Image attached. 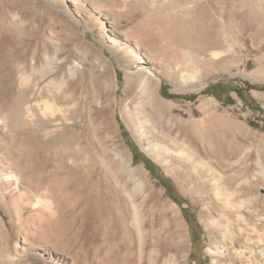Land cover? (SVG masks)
<instances>
[{
    "label": "rangeland",
    "instance_id": "1",
    "mask_svg": "<svg viewBox=\"0 0 264 264\" xmlns=\"http://www.w3.org/2000/svg\"><path fill=\"white\" fill-rule=\"evenodd\" d=\"M139 35L144 38H132ZM160 41L186 52L225 47L188 83L157 75V94L184 114L191 111L193 121L225 122L247 165L260 162L264 114L235 94L232 104L226 95L217 100L207 88L264 84V0H0V264H110L113 253L133 248L136 217L143 230L165 221L158 203L171 206L183 228L185 251L173 264H264V181L256 171L250 180L258 206H241L244 233L222 241L213 188L198 183L174 153L149 156L148 147H170L149 133V144L140 141L125 122L121 104L134 65L121 49L140 58L138 44ZM102 61L115 91L109 111L95 113L78 101L66 110L63 100L62 112L44 110L56 85L80 97L91 66L98 72ZM24 90L27 104L20 108ZM248 95L264 111V91ZM129 144L153 164L156 178L134 163Z\"/></svg>",
    "mask_w": 264,
    "mask_h": 264
},
{
    "label": "bare ground",
    "instance_id": "2",
    "mask_svg": "<svg viewBox=\"0 0 264 264\" xmlns=\"http://www.w3.org/2000/svg\"><path fill=\"white\" fill-rule=\"evenodd\" d=\"M132 38L141 40L144 36H132ZM158 44L151 42L149 45L141 43L135 46L136 51L140 52V58L133 57L130 52L121 49L120 56L124 61L128 65H134L133 72L127 74L125 99L121 104L125 122L140 141L147 140L146 134L149 133L156 139L167 143L171 148L165 149L158 145L148 147L146 152L149 156L159 158L160 155L166 157L174 153L178 156L179 163L196 174L198 183L203 181L213 188L216 194L215 205L218 210L219 207L222 210V214L218 216L220 226L216 234L222 241L236 242L244 233V227L239 228V226L246 224L245 220H240L241 206L245 205L254 211L258 206L257 200L252 196L254 183L250 180V172L254 169L256 175L258 174L264 181V156L260 162L256 160L248 166V156L243 152V145L234 146L229 141L230 133L225 122L215 125L210 121L211 119L193 121L191 111L184 114L183 111H179L180 109L177 110L172 105L163 103L158 97L155 83L157 75L169 81L176 78L182 83H188L195 79L198 70L203 68L205 70V67L211 63L208 57L218 58L227 50L223 45L218 44L217 47L192 49L186 52L184 47L171 48L161 41ZM101 63L102 70L98 72L97 64L93 63L91 66L87 84L79 90L80 97L75 99L72 95L67 96L66 92L63 93L61 85H56L53 87L54 92L44 101V110L55 108L62 112L63 106L59 108L57 104L63 100L66 110L70 102H75L74 106H76L78 101L79 106L92 108L95 113L102 114L109 111L111 109L110 100L115 93L112 71L107 62L102 61ZM142 65L148 68H143ZM203 75L208 76L206 73ZM98 101L101 102V106L95 108ZM26 104L27 95L24 90L20 98V108ZM139 126L144 129L143 133ZM194 130H197V133ZM121 161L125 162L124 159ZM5 164L8 169H11L9 163ZM131 171L128 169L127 174L131 175ZM6 178L9 180V177ZM158 206L160 217L165 221L155 230H143L142 223L136 217L137 231L133 236V248L123 255H116L110 250L108 254L113 253L114 255L110 264H173L178 262V255L185 251L183 228L171 206L166 203H158ZM202 213L209 223H216L207 210ZM252 215L256 217L257 213ZM233 232H237L238 237Z\"/></svg>",
    "mask_w": 264,
    "mask_h": 264
},
{
    "label": "trees",
    "instance_id": "3",
    "mask_svg": "<svg viewBox=\"0 0 264 264\" xmlns=\"http://www.w3.org/2000/svg\"><path fill=\"white\" fill-rule=\"evenodd\" d=\"M246 88H239V87H228L227 84H222L221 82L210 85L207 88V91L210 92L212 96H214L217 100L220 99L222 95H226V103L232 104L233 99L230 97L231 94H235L239 100H241L245 106H247L249 109L254 111H259L260 113L264 114V111H262L255 103V101L248 95V92L251 89H260L264 91V84L262 86H249V83H245ZM124 137H126V134L124 133ZM129 147L132 151V157L134 163H141L144 165L145 169L154 177L156 178V175L154 173V166L153 164L146 159L135 146H132L129 144Z\"/></svg>",
    "mask_w": 264,
    "mask_h": 264
}]
</instances>
